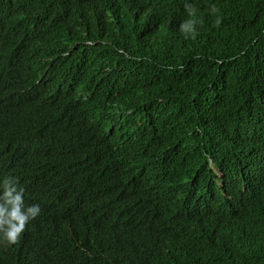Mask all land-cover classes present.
<instances>
[{"label":"trees","instance_id":"obj_1","mask_svg":"<svg viewBox=\"0 0 264 264\" xmlns=\"http://www.w3.org/2000/svg\"><path fill=\"white\" fill-rule=\"evenodd\" d=\"M190 2L194 39L184 0H9L1 109L35 139L1 178L41 175V213L0 264H264V0Z\"/></svg>","mask_w":264,"mask_h":264},{"label":"clouds","instance_id":"obj_2","mask_svg":"<svg viewBox=\"0 0 264 264\" xmlns=\"http://www.w3.org/2000/svg\"><path fill=\"white\" fill-rule=\"evenodd\" d=\"M9 0H0V26H5L8 30L16 24L17 16L20 9L8 8ZM101 5L96 3L90 5V13L96 9H100ZM184 10L186 18L178 26V31L182 34L184 39L195 38L197 34V25L200 23L197 8L190 0H184ZM150 11V10H149ZM209 12L216 14L218 9L215 5L210 6ZM221 19L217 16L215 24L219 25ZM5 59L4 57H1ZM9 93L2 90L0 84V121L8 123V135L5 137L2 134L0 138V244L5 246L15 245L21 238L25 227L29 222L36 219L41 213V206L39 203L26 204L24 195L25 189L19 182H41V175H29L19 180L18 177L12 175H5L1 178L6 169L12 165V161L16 156L27 154L34 149V133L33 128L27 122L21 120L19 117L1 107L8 103ZM5 159V160H2ZM103 171H100L95 177L97 180H106ZM27 185H29L27 183ZM80 209L88 212L86 205H79ZM101 206L97 203V207L93 209L96 216L100 215ZM8 264V259L2 260Z\"/></svg>","mask_w":264,"mask_h":264}]
</instances>
